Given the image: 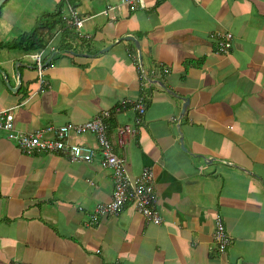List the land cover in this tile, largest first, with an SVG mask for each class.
<instances>
[{
	"label": "crops",
	"instance_id": "obj_1",
	"mask_svg": "<svg viewBox=\"0 0 264 264\" xmlns=\"http://www.w3.org/2000/svg\"><path fill=\"white\" fill-rule=\"evenodd\" d=\"M107 5L116 8L99 14ZM56 11L83 25L65 23L39 49L17 44ZM226 32L232 46L219 54L215 34ZM5 108L22 134L108 112L125 171H153L162 221L125 205L92 222L113 189L100 156L27 154L0 129V264H264V0H3ZM70 142L96 143L92 133ZM218 221L224 253L212 238Z\"/></svg>",
	"mask_w": 264,
	"mask_h": 264
},
{
	"label": "built area",
	"instance_id": "obj_2",
	"mask_svg": "<svg viewBox=\"0 0 264 264\" xmlns=\"http://www.w3.org/2000/svg\"><path fill=\"white\" fill-rule=\"evenodd\" d=\"M121 2L131 7L142 6V0H121ZM116 6H109L101 14L107 15ZM73 22L71 25L81 27L84 20L78 19L72 13ZM233 35L230 32L217 33L215 36V51L217 53H227L232 46ZM37 70L39 75L40 89L47 85L42 76L43 60L41 55L36 57ZM138 116L145 110L142 97L133 102ZM108 112H101L95 119L82 123H68L56 127H48L36 130L32 134L18 133L14 129V118L10 109L0 110V129L6 131L8 139L17 143L20 150L30 154L42 150H50L67 154L72 160L92 161L95 156H100V163L104 168H109L112 172L113 189L110 201L99 204L91 214V221L105 216L117 214L125 205L133 206L148 222L160 224L162 221L157 209V196L155 192L154 174L151 168L145 167L140 174L130 176L124 169V159L118 157L113 151V143L107 134L105 124ZM136 117V116H135ZM139 117L134 119L137 122ZM130 128H122L118 131V142L122 143ZM92 133L95 137V145L72 144L70 135L80 136ZM213 241L219 253H224L229 244V236L224 231L220 221L216 223L213 232ZM18 264V263H16Z\"/></svg>",
	"mask_w": 264,
	"mask_h": 264
},
{
	"label": "trees",
	"instance_id": "obj_3",
	"mask_svg": "<svg viewBox=\"0 0 264 264\" xmlns=\"http://www.w3.org/2000/svg\"><path fill=\"white\" fill-rule=\"evenodd\" d=\"M109 6H111V5H107V7H109ZM107 7H106V9H107ZM99 14H101V13H99ZM101 15H104V14H101ZM68 20H69V18H68ZM72 22H73V19H70V21H68V23H67V18L62 16L61 12H59V11L58 12L57 11L52 12L48 18H45L43 20V22L40 23V24H42L40 27H36L32 32L27 34V35H29L28 37L23 38V39L22 38L19 39L17 44H20L22 47V43L24 41H28L31 44L30 46H32L34 49L42 48L46 42L45 39L43 38V36H45L46 34L53 36L57 31L64 28L63 26L65 23L69 24V26H72L70 24ZM43 23H44V25H43ZM64 33L70 34V32L68 30H66ZM72 35H73V33H72ZM65 36L68 37L69 35H65ZM215 36H216V34H215ZM10 46H12V45H10ZM23 46H24V48L27 47V45H23Z\"/></svg>",
	"mask_w": 264,
	"mask_h": 264
},
{
	"label": "rangeland",
	"instance_id": "obj_4",
	"mask_svg": "<svg viewBox=\"0 0 264 264\" xmlns=\"http://www.w3.org/2000/svg\"><path fill=\"white\" fill-rule=\"evenodd\" d=\"M42 5V4H41ZM33 8L35 7V9H36V11H34V12H32L31 14H30V17H36L37 15H38V6H32ZM32 27H34V25H31ZM14 32V34H15V31H13ZM13 47H17L16 46V41L14 42V44H13ZM16 50L17 49H15V48H13V49H10L9 51H13V52H16ZM5 51H7V50H4V52ZM6 53V52H5Z\"/></svg>",
	"mask_w": 264,
	"mask_h": 264
},
{
	"label": "water",
	"instance_id": "obj_5",
	"mask_svg": "<svg viewBox=\"0 0 264 264\" xmlns=\"http://www.w3.org/2000/svg\"><path fill=\"white\" fill-rule=\"evenodd\" d=\"M3 0H0V4H1V2H2ZM131 38V37H130ZM132 40H135L133 37L131 38Z\"/></svg>",
	"mask_w": 264,
	"mask_h": 264
}]
</instances>
